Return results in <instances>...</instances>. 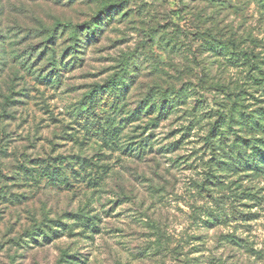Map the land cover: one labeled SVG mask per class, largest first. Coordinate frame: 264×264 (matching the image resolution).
Returning a JSON list of instances; mask_svg holds the SVG:
<instances>
[{
	"label": "rangeland",
	"instance_id": "rangeland-1",
	"mask_svg": "<svg viewBox=\"0 0 264 264\" xmlns=\"http://www.w3.org/2000/svg\"><path fill=\"white\" fill-rule=\"evenodd\" d=\"M210 36L249 50L264 14L251 0H0V264H264V167L226 170L204 143L219 120L227 145L264 137L242 115L264 122V76ZM113 77L95 129L77 112ZM60 162L71 185L35 175ZM45 225L62 233L44 241Z\"/></svg>",
	"mask_w": 264,
	"mask_h": 264
},
{
	"label": "trees",
	"instance_id": "trees-1",
	"mask_svg": "<svg viewBox=\"0 0 264 264\" xmlns=\"http://www.w3.org/2000/svg\"><path fill=\"white\" fill-rule=\"evenodd\" d=\"M257 9L261 12V14H264V0H251ZM111 7L108 6L104 8V15L108 16ZM99 18L100 20H96V24H91L88 22L87 29H96L99 28V24L102 23L101 15L98 17L96 16L94 19ZM103 19V18H102ZM94 23V21L92 22ZM59 25V23H57ZM79 26V27H81ZM206 40V43L208 46H210V50L215 52L216 55H221L223 58L228 59L227 61L233 63L234 61H239L240 58H243V61H245V64L249 66V70L256 71L255 75L258 76H264V69L262 68V65H264V39H258L256 37L250 38V45H248V49H240L238 50L239 54L233 53L232 48L228 47H238L237 40L229 38L227 42H224V38L219 39L216 36H210L209 38H203ZM259 40V41H258ZM228 45V46H226ZM257 48L263 49L262 52H257ZM262 80V79H261ZM260 80V81H261ZM264 83V80L262 81ZM261 82H257L259 85ZM120 87L119 82L113 77L111 80H108L104 84H95L92 89L90 90V95H88L87 99V108L83 111H78L77 115H84L85 117V123L87 125H90L93 128H97L98 119L101 117V99L100 95L108 94L111 99V107H114V103L117 102L118 97L120 96ZM244 116L243 121H246L248 126L252 128L253 131H260L264 135V122H259L254 118H250V115L242 114ZM222 118V116H221ZM95 119V120H94ZM232 118H230L231 122ZM224 120L217 121L214 124H212L209 128L207 133L204 136V143L207 144L212 151V154L214 155L215 159H217V163H222L224 165V168L226 170L229 169H235L236 167H243L246 169H260L264 167V137L262 138H253L250 140L246 139H239L237 135H235L233 141L231 144L227 145L228 141V129L231 128V126H227L228 128H224ZM232 129V128H231ZM105 135V134H104ZM225 147L228 148L227 152L225 151ZM248 149V150H247ZM250 151V152H248ZM227 157V161L222 162L220 160V157ZM63 164V162H60ZM64 163L62 166H52V170L47 165L45 169L38 170V174L35 173V175H38V178L40 180H45L51 185H57L62 184L64 186L71 185L70 179L68 175H65L66 170ZM75 177V176H74ZM76 179V178H75ZM95 219H99L96 216L94 217H88L86 215H82L79 220H81V226L86 229L84 232H97L98 231V225L96 224ZM212 220L217 219V215L211 217ZM56 226H60L61 229L66 230L67 233H72V225L71 226H65L62 225V223L54 222ZM213 222H209V224H212ZM47 229H40L39 236L42 237L44 241L52 239V236H56L60 233H62V230L53 229L52 226L45 225ZM76 256L70 255V254H63L62 260L69 263H74L71 260H67L66 258H75ZM78 259V258H77ZM80 261V259H78Z\"/></svg>",
	"mask_w": 264,
	"mask_h": 264
}]
</instances>
